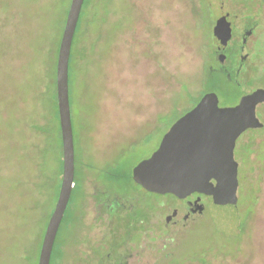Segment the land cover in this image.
Masks as SVG:
<instances>
[{
  "label": "rangeland",
  "instance_id": "rangeland-1",
  "mask_svg": "<svg viewBox=\"0 0 264 264\" xmlns=\"http://www.w3.org/2000/svg\"><path fill=\"white\" fill-rule=\"evenodd\" d=\"M69 1L0 0V264H25L33 254L39 217L34 149L42 136L32 125L51 110L54 90H43L42 75L52 65ZM230 17L224 42L215 30ZM247 17L253 27L242 36ZM80 21L68 90L76 187L50 264H264V100L254 108L256 125L242 131L234 148L239 230L225 233L208 209L186 221L180 211L164 227L174 207L183 210L180 197L156 195L129 177L200 96L216 91L218 105L227 107L264 90V0H85ZM234 44L228 71L240 73L228 72L232 85L221 63ZM209 53V67L223 71L205 67ZM53 158L54 151L47 165H55ZM109 187L149 217L137 233L104 239L108 223L98 218L97 198ZM121 198L115 194L105 203L111 207ZM103 240L127 242L110 252Z\"/></svg>",
  "mask_w": 264,
  "mask_h": 264
},
{
  "label": "water",
  "instance_id": "water-1",
  "mask_svg": "<svg viewBox=\"0 0 264 264\" xmlns=\"http://www.w3.org/2000/svg\"><path fill=\"white\" fill-rule=\"evenodd\" d=\"M83 0H70L56 59V99L62 144V177L57 200L44 230L37 264H49L57 229L66 209L74 177L73 129L69 105L68 64L71 42ZM231 22L218 25L216 38L225 42ZM215 93H206L198 103L177 119L163 135L158 148L132 170L134 181L145 190L184 198L191 192L214 191L225 199L231 218L222 222L228 232L237 228V163L233 149L238 136L254 126L256 104L264 90L242 96L235 106L220 107ZM209 178L216 185L208 183ZM219 194V195H218ZM217 219V218H216Z\"/></svg>",
  "mask_w": 264,
  "mask_h": 264
},
{
  "label": "trees",
  "instance_id": "trees-1",
  "mask_svg": "<svg viewBox=\"0 0 264 264\" xmlns=\"http://www.w3.org/2000/svg\"><path fill=\"white\" fill-rule=\"evenodd\" d=\"M85 2V0H83V3ZM70 3V1H69ZM208 3V2H207ZM212 5V4H211ZM83 6V4H82ZM69 7V5H68ZM82 9V8H81ZM68 8L66 9L64 16H63V27H64V23H65V18H66V14H67ZM251 17H247V27L244 30L243 35H246L247 33L251 32L253 24H251L252 20ZM81 11L78 17V21L76 24V28L74 31V35H73V39H72V44H71V49H70V55H69V64H68V87H69V82H70V66L72 64V61L74 59V48L73 46V42L76 38V36L79 33V29L81 27ZM251 24V26L249 25ZM232 27V26H231ZM63 28L61 29V31L59 32V35L56 38V42L54 47H53V56H51L52 59V65L50 67V69H48L47 72H45L42 76V86H43V90L47 91L49 88L53 89V93L51 95V105L50 108L51 110L47 113H45L43 111V120L44 122L41 124H37L36 122H33L32 128L36 130L37 133H39L42 136V141L39 145L36 146V148L34 149L35 153H36V165H35V181H34V187H35V191H36V198L39 200L38 204L36 202V205L34 204L33 207H35L36 210H38L39 212V217H38V230H37V235H36V242L34 244V248H33V254L32 256H25V264H37L38 262V256H39V251H40V247H41V242H42V238L44 235V230L45 227L47 225V222L49 220V217L53 211L55 202L57 200V196H58V192L60 189V183H61V177H62V144H61V136H60V126H59V116H58V108L56 106L57 104V99H56V59H57V52H58V47H59V43L60 42V38H61V34H62ZM233 44V42H232ZM238 49V44H234L231 46V49H229V45H228V64L230 63V61H232L233 59L235 60V56L237 54V50ZM212 53H209L208 55V61L206 58V62H205V67L207 69H211L214 72L217 71L215 70V68H213L212 66L209 67V58L212 57L211 55ZM234 68V67H233ZM44 69V68H43ZM227 71V74L223 73L222 77L230 84L234 85L233 83H231L229 80H227V76L228 72H232L234 75L235 73H237V68L232 69L231 71H228L227 69H224ZM223 71V70H220ZM220 71H217L220 72ZM49 72V73H48ZM48 73V74H46ZM217 77L218 75L215 74ZM227 75V76H226ZM221 77V78H222ZM44 83V84H43ZM41 90V91H43ZM213 91V90H210ZM208 92V91H207ZM216 92V91H213ZM203 96V95H202ZM200 96L198 99H196L195 104L198 102L197 100L201 99ZM194 104V105H195ZM49 115V116H48ZM35 121V120H34ZM33 147V145H32ZM56 153V158H53V162L55 163V165H47L48 164V159H49V155L52 152ZM75 170V168H74ZM131 172H129V177L131 178ZM118 176V175H115ZM75 184L72 187L71 190V194L75 188ZM109 191H101L100 192V197L97 198L98 202V211H99V217L100 219H103V222L108 223V228L109 229V233L108 235L104 238V239H109L110 237L114 238V239H118L120 238V236L124 233V231L126 233H130L132 234L133 232L137 233L141 228V224L144 222H148V218L146 217V215L144 216L143 213H140L137 209L138 206L135 205L134 201L129 198V197H124L126 198V201L128 204H126V202H123V199L121 198L122 196H120V193L118 192H113L112 189L109 187ZM70 194V197H71ZM115 194L119 195V197L122 199V202H117L115 205L109 207L106 205L105 200L106 198L110 197V196H114ZM121 195H125V194H121ZM156 195L159 196H165L166 197H171V198H175L173 195H167V194H158L156 193ZM69 197V200H70ZM96 200V201H97ZM130 200V202H128ZM95 201V202H96ZM160 203V202H159ZM158 204V203H157ZM67 208V207H66ZM154 208H156V206H154ZM34 209V208H33ZM145 209V208H143ZM143 211V210H142ZM147 211V210H146ZM115 215L114 220L112 219V216ZM68 213L66 212V209L64 211L62 220L60 222V225L58 227V229L56 230L57 233L55 235V240L53 243V248H52V252H51V256H50V261L51 258L53 256V253L55 252V241L57 239V236L61 233V229L64 228L65 225V221H67L68 218ZM149 216V215H148ZM123 218H125V223L123 222ZM121 224V227L119 225H117V223ZM112 223V224H110ZM114 224V226H113ZM239 230V227L237 228ZM105 233V232H104ZM225 233H228V231ZM120 235V236H119ZM124 237V236H123ZM131 237V236H130ZM102 238V237H101ZM123 240V238H122ZM129 240H131L129 238ZM103 245H109L111 248L109 249L110 252H112V250L117 249V247L125 245L127 240L125 241H119L117 244H113V243H109L106 240L101 241ZM104 242V243H103ZM102 245V248L104 247ZM103 250V249H102ZM59 250L56 249V253ZM109 251H107V257H109ZM102 257V251L100 254ZM98 255L99 259H101V256ZM97 257V260H98ZM95 259H92L91 261H87L86 264H95L96 261H94ZM49 261V264H50ZM99 261V260H98Z\"/></svg>",
  "mask_w": 264,
  "mask_h": 264
},
{
  "label": "flooded vegetation",
  "instance_id": "flooded-vegetation-1",
  "mask_svg": "<svg viewBox=\"0 0 264 264\" xmlns=\"http://www.w3.org/2000/svg\"><path fill=\"white\" fill-rule=\"evenodd\" d=\"M229 21L231 22V25H232L233 22H232L231 17L229 18ZM232 27H233V25H232ZM228 55H227V57H228ZM223 57H224V55H223ZM227 57H226V59H227ZM216 58L218 59L219 56L216 55ZM226 59L221 63V65H223V67L225 66L226 69L228 70L230 67V63L228 64V60H226ZM239 62H240V64L243 65L241 67L242 68L241 72L243 73V70L245 69V62H242V61H239ZM237 73H240V71H237ZM227 107H229V106H227ZM162 137H161V139H162ZM161 139H160V141H161ZM160 141H159V144H160ZM159 144H158V146H159ZM235 144H236V141H235ZM158 146L156 147V149L158 148ZM234 148H235V145H234ZM144 159H146V158H144ZM233 159H234V149H233ZM139 162L133 164V168L135 167V165L139 164ZM124 164H126V163H124V162H113V163H111L110 162L109 165H124ZM130 176H131V179L134 181L132 173ZM134 182L137 183L136 181H134ZM208 183H212L215 186L216 180L214 178H209ZM178 200H179V204L183 206V210H180L179 206L174 207L171 214H169L165 217L166 223H165L164 227L168 226L170 222H175L174 218L177 217V215H178V213H180V211L183 212L182 216H181V220L186 221L191 216L198 214V213H201L205 209H208L209 212H212V214H214V216L216 215L215 218H217V215H218L220 217L221 221L223 223H225V225H227V226L230 225V222H231L230 220H231L233 215L230 214V211L228 209V206H227L225 199L215 196L214 191H208V192L207 191H203V192L194 191V192H191L190 194L186 195L184 198H179Z\"/></svg>",
  "mask_w": 264,
  "mask_h": 264
}]
</instances>
